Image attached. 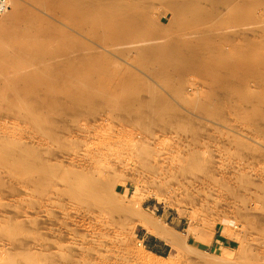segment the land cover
I'll return each instance as SVG.
<instances>
[{
  "label": "rangeland",
  "instance_id": "1",
  "mask_svg": "<svg viewBox=\"0 0 264 264\" xmlns=\"http://www.w3.org/2000/svg\"><path fill=\"white\" fill-rule=\"evenodd\" d=\"M106 1L110 2V0ZM128 1L132 0H126V2ZM144 1L143 5L150 6L148 13L151 14V21L155 19L152 22L149 20V23L160 27V37L158 34L152 33L153 37L145 36L147 41L139 44L133 43L134 45H101L99 42L92 41L90 35L86 36L88 33L83 34V37L74 32L73 27L67 24V21L72 19L70 18L72 15L77 17L76 12L70 10L72 14L69 10V13L64 10V13L62 11L60 13L58 9V12L54 14L41 9L32 0H10V7L6 15L0 16V38L4 29H12V25H14V21L10 19L16 12L14 8L16 3L21 6L19 11L31 10L36 15L42 16L47 21L48 27L56 28L57 35L62 36L65 33L81 36L80 39L74 36L78 41L74 40L75 43L70 40L69 42L68 40H66L67 42L63 41L68 46L70 45V48H65L66 45L61 43L63 45H60L59 50L68 51L72 58L84 53L89 57L95 55L96 58L93 57V61L100 63V69L105 71V74L100 73L101 80L100 78L98 80H100L101 87L97 86L96 90L99 93L109 90L110 93L109 91L108 93L113 96L111 97L107 93L110 97L107 98L108 102L105 99H102L104 101L101 102L99 99L97 103L93 102L92 104V101L86 97L87 93L78 91L77 93H75L76 91L68 93V90L60 89L63 101L53 108H46V106L41 107L40 102L47 101L49 94L46 97L47 92L43 93L44 88L35 82L36 86L34 85L33 91L36 93L37 90L40 93L39 90L42 89L41 96H37L38 93H36L27 99H32V103L28 101L34 109L31 108V110L36 111L31 112H38L37 117L44 122L39 120L37 123L27 112L22 110L9 112L0 105V151H4L5 148V155L2 151L0 154L8 158L12 154L13 156L10 157L12 159H9L13 163L16 162L14 158H18L16 155H19L15 151L22 152V155L28 153L31 155L29 158L30 155L27 154L29 159L27 157L25 159L28 161L32 160V163L36 164L41 158L44 160L40 161L41 163L46 161L47 163L44 164L57 165L60 168L59 172L69 170V168L70 170L73 168L74 170L80 169L79 171L87 170L90 163V166H98L97 171L94 166L93 168L89 166L90 171L87 172L96 171L94 172L96 177L100 178L101 176L100 179L103 180H106L107 177V181L112 180L110 183L115 188L113 189L115 199L113 198L112 202L108 201L109 206L106 204L108 202L102 208L95 206L101 213L107 205L104 213L99 214L93 205L90 204V208L89 205H86L87 203L80 205L81 202H78V205L76 202L73 204L74 200L70 201L68 195L63 196V194L65 195L64 186L59 181L53 184L46 181L40 188L36 185V181L41 175L38 171H29L27 176L15 169H13L15 172H9L0 163V264H10L11 262V264H264V86L262 87L264 75L261 73L259 63V60L264 56V48H259L264 47V0H253V2L252 0H236L240 1L239 5L244 2L240 7L235 0H192L194 4L191 2V5L194 7L190 5L191 0L187 2V5H185V0H178V3L176 0ZM163 1L165 3H162ZM174 1H176V6L183 8L184 16L176 14L175 3L174 6H171ZM117 2H123L121 3L122 7L128 8L127 10H131L132 5L136 4V0L132 1L133 4L129 3V7L124 0ZM165 4L166 6H164ZM220 4L222 6H219ZM183 5L188 8H184ZM203 6L204 10L206 9L204 15H202ZM200 7L201 11H199ZM241 7H245L241 12L245 18L243 22L235 25V22L233 24L230 21H233L235 16L240 13ZM237 8L240 9L237 10ZM208 9L211 10L208 11ZM197 11L201 13L199 14ZM235 11L236 14L233 13ZM195 13H197L196 16L201 15L202 18L201 16L200 20L199 16L195 18ZM230 18L231 20H229ZM77 19L79 20V17ZM196 19L198 20L196 21ZM221 21L223 24L218 26L217 24H221L219 23ZM33 22L38 23L36 20ZM156 23L158 25H155ZM41 25L44 23L41 22ZM161 27L169 29L165 30ZM141 29L140 34H147V32L145 33L146 28ZM211 31L213 33L206 34ZM36 35L39 37L42 36V33L37 31ZM172 36L174 39L175 37L180 38L178 40H181L180 44L182 42L181 49L183 47L182 51L187 54L191 53L189 49L192 51L197 46L199 47L206 37L224 38L222 40L223 50L232 55H237L240 49H246L244 52L248 50L252 54L253 45H255L252 59L256 61L253 60L255 64L252 61L253 64L244 65V73L235 74L234 79L228 77L229 83H235L233 84L235 90L229 88L230 91H227L228 88L221 89L219 85L215 86L217 89L212 90L210 85L213 81L221 84L218 83L221 78L219 71H215L211 77L207 78L201 77V74L194 70L186 71L179 77L182 83L180 86L177 85L178 77L171 76L170 79L164 77V80L161 81L152 74L157 70V72L164 70L160 65L162 63L159 60L156 61L155 58L160 54L157 46L159 45L161 49L165 47L162 49L163 53L166 49L169 51L168 48L171 44H179V41H174ZM149 38L154 39L149 40ZM159 38L164 45H167L164 46L160 43ZM199 39L201 42L198 41ZM78 43L83 44V47L86 46L87 50L85 47L84 50H80L82 52H79ZM152 43H156L153 47L157 48V51H146L147 55H150L149 53L155 55L150 58L144 55L142 50L152 46ZM73 44L76 48L73 47ZM146 44L148 46H145ZM50 48L51 46L46 47L45 56H47V52L49 54L48 49ZM257 48L259 49L257 50ZM0 49L3 50V47ZM10 50L15 54L21 52L20 50V52L17 50L15 52L12 49H7V51L5 49L6 52L0 51V62L2 61L3 64L12 62L9 55H13V53ZM140 50L142 51L140 56L144 55L143 58L138 55ZM167 50L166 52H168ZM256 50L260 54L256 53ZM262 51L263 54H261ZM32 53L34 54V51ZM32 53L20 54L22 59H28L25 62L28 61L27 66L30 67L20 68L21 71L19 68L9 65H6V68H1L9 74L3 72L5 78L11 79L12 76L23 72L26 74L27 70H29L30 77H33L37 67L43 69L41 67L50 63L65 62V58L63 59L62 56L44 61V59H37ZM186 56L188 57V55ZM61 60L62 62H60ZM144 60L148 61L147 65H144ZM175 63L172 65L175 68L181 64L180 61ZM256 63L258 67L255 66ZM149 65L151 68L154 66L153 70L148 67ZM117 67L121 69L117 70ZM247 67L250 69L248 73L251 72V75L247 73ZM109 68L110 71H108ZM127 69L138 77H142L140 85L147 88L150 84V88H153L141 93L142 95L144 93L145 96L142 97L146 102L154 101L157 107V102L161 99L159 101L161 107L157 108L164 111L165 106V111L171 110L170 117H166L167 115L157 117L159 120L157 119L155 122L139 120L142 114L140 111H135L138 110V106H132V109L131 105L126 107L129 98L124 96L119 87L121 80H127V76L122 78L126 75L124 73L127 72ZM119 70L123 75L119 76ZM258 70L263 77L260 76ZM14 72L16 73L13 74ZM244 74L247 75L246 78L251 79H245ZM114 75L117 76L114 77L116 81L113 79ZM104 76L109 78L105 77L104 80ZM32 77V81H35L36 76L34 79ZM142 79L149 84H144V82L142 84ZM239 79H242V82ZM68 82L72 86L75 80L69 79L67 84H63L65 85L63 88H69ZM116 83H119V87L116 86ZM236 83H239L240 86L237 87ZM106 85L110 88L107 86V89H104ZM114 87H118V89L116 88V90ZM236 87L239 90L244 88L242 94H240L241 91L237 92L239 90ZM60 90L54 91L55 95H60ZM216 91H220L219 95ZM73 99L75 102L80 101V104H82L81 102L83 104H78L76 107L72 103ZM218 104L222 106L221 108L217 106L216 109ZM201 105L204 107V111L211 107L212 112L209 110L211 113L206 110L210 117H208V113L207 117L206 113L201 114V116L204 114V117L200 116L197 111L200 110ZM218 109L221 113L218 112ZM258 110H261L262 114ZM163 118L165 120L161 121ZM40 123L42 126H39ZM9 149H12L10 154ZM97 149L102 152L98 153ZM87 154H90L91 157L94 156L97 161L94 157V160H91ZM25 155L21 156L20 154L19 158H24ZM88 159L89 161H87ZM34 164L33 167H37V164ZM17 172L19 173L17 174ZM109 172V177L102 178ZM100 173H103V176ZM108 190L107 194L111 193V189ZM116 209L118 210L115 211ZM109 210H111L110 213ZM135 211L142 212L145 216L158 222V225L176 234L180 240H183L181 242L184 243V248L176 249L150 234L143 222L139 220L140 218L132 215ZM118 215L119 217H117Z\"/></svg>",
  "mask_w": 264,
  "mask_h": 264
},
{
  "label": "bare ground",
  "instance_id": "2",
  "mask_svg": "<svg viewBox=\"0 0 264 264\" xmlns=\"http://www.w3.org/2000/svg\"><path fill=\"white\" fill-rule=\"evenodd\" d=\"M38 7H40L41 9H45V10H47V11H49V12H51V13H54V14H56L57 12H58V9L60 10V13H64V10L66 11V13L68 12V10H69V12H70V10H72V11H74V12H76V16L77 17H79V20L77 19V17H74L73 15H72V17H70V18H72V19H70V20H68L67 21V24H69V25H71L72 27H73V29L75 30L74 32H76L77 34H80V35H82L83 37H84V35L83 34H86V33H88L86 36H88V35H90L91 36V38L93 39L92 41H96V42H99L101 45H103V44H106V45H119L120 46V44H124V45H128V44H133V43H137V44H139L140 42H143V41H147L146 40V37L145 36H148V35H151L152 33H154V34H158L159 35V33L161 32V29H160V27H158V26H153L152 24L153 23H151L153 20H155V19H153L152 21H151V19H150V15H149V8H150V6L149 5H143L142 4V2H145L144 0H136V4L134 3L133 4V0L132 1H128V2H126V0H124V2L125 3H127L128 4V6L127 7H129V3H131L132 2V7H131V4H130V9L131 10H127L126 8H124V7H122V4L121 3H123V2H117L118 0H110V2L109 1H104V2H102L103 0H32ZM121 1V0H120ZM123 1V0H122ZM177 1V3H178V0H176ZM176 1H174L173 2V5H171V6H174V3L176 2ZM186 1V4L185 5H187V2L189 1V0H185ZM193 1H195V0H193ZM193 1L191 0L190 1V5H191V2L193 3ZM198 1V0H197ZM200 1V0H199ZM203 1V0H202ZM212 1V0H211ZM211 1H210V3H211ZM225 1V0H224ZM229 1V0H228ZM232 1V0H231ZM234 1V0H233ZM236 1V0H235ZM244 1V0H243ZM255 1V0H254ZM135 2V1H134ZM146 2H147V0H146ZM170 2V1H169ZM206 2V1H205ZM205 2H204V4H205ZM214 2V1H213ZM227 2V1H226ZM237 2V1H236ZM238 2H240V1H238ZM238 2H237V4H238ZM242 2V1H241ZM252 2H253V0H252ZM9 3H10V0H9ZM124 3V4H125ZM162 3H165V1H163ZM161 3V4H162ZM197 3V2H196ZM199 3V2H198ZM197 3V4H198ZM221 3V2H220ZM244 2H242L241 4H243ZM255 3V2H254ZM172 4V3H171ZM184 4V3H183ZM194 4V3H193ZM199 4H201V3H199ZM207 4H209V3H207ZM221 4H223V2L221 3ZM219 5V6H222V5ZM225 4V3H224ZM239 5L238 7H240V6H242V5ZM168 5H169V3H168ZM213 5V4H212ZM248 5V4H247ZM255 5H257V4H255ZM164 6H166V4L164 5ZM178 6V5H177ZM176 6V3H175V8H177L176 9V14L179 16V15H181V16H184L185 15V13H184V15L182 14L184 11H183V8L181 7V6H178L177 7ZM205 7H206V5H204ZM204 6H203V10H202V15H204V14H206V9L204 10ZM231 6V5H230ZM26 7V6H25ZM183 7H184V5H183ZM191 7H194V5L192 6L191 5ZM214 7V6H213ZM225 7V6H224ZM16 10V12H15V14L11 17V19L10 20H12V21H14L13 22V24L14 25H12L11 27H12V29L10 28L9 30H5L4 29V31L2 32V37L0 38V45H2L1 47H3V50L2 49H0V51L2 50V51H4L5 49H6V51H7V49H12V50H15V52H16V50L18 51V52H20L19 54L17 53V54H15V53H13L11 50V52L13 53V55L12 54H10L9 55V58H10V61H12L11 63H8V64H3L2 63V61L0 62V70H1V68H4L6 65H9V66H12L13 68H19V70H20V68H25V67H28L27 66V63H28V61L27 62H25L26 60H28V59H26V60H24V59H22V57L20 56V54L21 53H27V52H30V53H32L33 51H34V54H35V56H36V58L37 59H44V61H45V59H48V61H49V59L50 60H53V59H55V58H58L59 56H62L63 57V59L65 58V62H62V60L60 61V62H62V63H48V61H46L49 65H42L43 67H41V68H43V69H38V67H37V70H36V72L33 70H31L32 72H35V73H33L32 75H33V79H34V76H36V79H35V81H32V79H31V77H30V74H28L29 73V70H27L28 71V73L27 72H25L26 74H24V72L22 73V74H18V75H15L14 77L12 76V78L11 79H6L5 78V74H3V72H7L5 69L4 70H1V72H0V77L2 76H4L3 78H0V80H1V82H0V105L3 107V108H5V109H7V111H24V112H27V114L28 115H30L31 117H32V119H35L36 121H37V123H39V117H37V113H33V112H36V111H33L34 109L32 108V105H31V103H32V99L31 100H29V98L27 99V97H32V96H34V94H36V93H38V91L36 90V93H35V91H33V89H34V87L36 86L35 85V82H36V84H37V82L39 83V86H41V87H43L44 88V92L43 93H46L47 92V94H45L46 95V97L48 96V94H49V99L47 100V101H42V102H40V104H41V107H45L46 106V108H53L55 105H58L59 103H61V101H63V97L61 96V90L60 89H63V91L64 90H68V93L69 92H74V91H76L75 93H77V91L79 92V93H87V98L88 99H90V101H92L91 103L93 104V102L95 103H97L98 102V100L99 99H101V102H103L104 100H102V99H105V100H107V98H110V97H108L110 94V91H109V93H108V91L107 90H104V93H99V92H97V90H96V88H97V86H98V88H99V86H100V84H99V82H100V80H101V78H100V73H104L105 71H103L102 69H100V63H97V62H95V61H93V57L95 56H91V57H89V56H87V55H77V56H73V58L71 57V56H69V54L70 53H68V51H64V50H59V47L61 48V46L64 44V45H66V46H64L65 48L66 47H69L67 44H65V42H63V41H66V40H68V42H69V40L70 41H74V40H76V42H78L77 41V39H75L74 38V36L75 37H79V39H80V37L81 36H78V35H68V34H63V32H62V36H59V35H57V33L58 32H56V28L55 29H53V27H48L47 26V24H46V22L47 21H45V19L42 17V16H39V15H36L34 12H32L31 10H29V11H27V10H22V12L21 11H19V9L21 8V6H20V4L19 3H16V6L14 7ZM173 8V7H172ZM172 8H170V9H172ZM184 8H188V7H184ZM245 8V7H244ZM243 7H241V11L239 10V14H237L236 16H235V18L233 19V21H230L231 23L233 22V24H235V25H237V24H239V23H241V21L243 22L244 21V15L241 13L242 12V9H244ZM28 9V8H27ZM200 9V10H199ZM198 10L199 11H201V7L199 8ZM238 9H240V8H237V10ZM211 10V9H210ZM209 9H208V11H210ZM236 10V9H235ZM62 11V12H61ZM203 11H205V13H203ZM244 11V10H243ZM68 12V13H69ZM198 12V11H197ZM214 12V11H213ZM212 12V13H213ZM245 12V11H244ZM243 12V13H244ZM6 13L7 12H5L3 15H1V16H4V15H6ZM70 13H72V12H70ZM173 13V12H172ZM189 13V12H188ZM192 13V12H191ZM199 14L201 13V12H198ZM210 13V12H209ZM208 13V15H210ZM233 13H235L236 14V11L235 12H233ZM73 14V13H72ZM196 14L197 13H195L194 15H195V18L197 17L198 18V16H196ZM214 14V13H213ZM213 14H211V15H213ZM216 14V13H215ZM58 15V14H57ZM63 15V14H62ZM174 15H175V12H174ZM173 15V16H174ZM177 15H176V17H177ZM65 16H68V15H65ZM191 16V15H190ZM193 16V15H192ZM191 16V17H192ZM201 16V15H200ZM200 16H199V20H200ZM231 16V15H230ZM248 15H246V17H247ZM69 17V16H68ZM187 17V16H186ZM190 17V18H191ZM180 18V17H179ZM201 18H202V16H201ZM206 18H208L209 19V17L208 16H206ZM211 18V17H210ZM232 18V17H231ZM231 18L229 19V20H231ZM248 18V17H247ZM175 19H177V18H175ZM183 19V18H182ZM204 19V18H203ZM202 19V20H203ZM208 19H206V20H208ZM212 19V18H211ZM213 19H214V17H213ZM225 19V18H224ZM224 19H223V21H224ZM36 20V22L38 21V23L37 24H35L33 21H35ZM66 20V19H65ZM149 20L151 21L150 23H149ZM163 20V19H162ZM190 20H192V18L190 19ZM195 20V19H194ZM198 19H196V21H197ZM201 20V21H202ZM210 20V19H209ZM209 20H208V22H209ZM229 20H228V22H229ZM5 21V20H4ZM12 21H9L10 23L12 22ZM156 21H159V20H156ZM155 21V22H156ZM171 21V20H170ZM201 21H199V23H201ZM226 21V20H225ZM41 22L42 23H44V25H41ZM154 22V23H155ZM172 22V21H171ZM175 22H178V21H175ZM181 22V21H180ZM188 22H191V21H189L188 20ZM204 22V21H203ZM207 22V21H206ZM227 22V23H228ZM235 22V23H234ZM1 23V22H0ZM163 23V22H162ZM192 24H193V22H191ZM194 23H195V21H194ZM219 23H221V24H217L218 26L219 25H222L223 24V22L221 21V22H219ZM173 24V23H172ZM177 24V23H176ZM189 24V23H188ZM192 24H191V26H192ZM203 24H205V22L203 23ZM202 24V25H203ZM207 24V23H206ZM6 25V24H5ZM147 25V26H146ZM155 25H158V23H156ZM159 25H161V24H159ZM201 25V26H202ZM216 25V26H217ZM225 25H226V23H225ZM8 26H9V23H8ZM50 26H52V25H50ZM179 26V25H178ZM184 26V25H183ZM186 26V25H185ZM146 28L145 30V33L147 32V34H144V35H142V34H140V29L141 28ZM179 27H181V26H179ZM190 27V26H189ZM194 27V26H193ZM197 27V26H196ZM213 27V26H212ZM162 28V27H161ZM166 28V27H165ZM165 28H162V29H165ZM183 28H186V27H183ZM1 29V28H0ZM167 29H169V28H167ZM167 29H165V30H167ZM173 29V28H172ZM177 29H178V27H177ZM181 30H182V28H180ZM194 29V28H193ZM141 30H143V29H141ZM185 30V29H184ZM209 30H210V28H209ZM212 30V29H211ZM37 31L38 32H41L42 33V36H37L36 34H37ZM59 31V30H58ZM172 31V30H171ZM1 32V31H0ZM36 32V33H35ZM164 32V31H163ZM185 32V31H184ZM200 32H206V31H200ZM61 33V32H60ZM75 33V34H76ZM167 33V32H166ZM210 34V33H213L212 31L211 32H207L206 34ZM162 34V33H161ZM164 34V33H163ZM171 34V33H170ZM201 35V34H200ZM203 35H204V33H203ZM155 36V35H154ZM175 36V35H174ZM174 36H172L173 38V40L174 41H177L178 39H180V38H177V37H175V39H174ZM205 36H207V35H205ZM210 36V35H209ZM151 37H153L152 35H151ZM159 37H160V35H159ZM212 37L214 38V36L212 35ZM88 38V37H87ZM148 38V37H147ZM157 38V37H156ZM164 38V37H163ZM165 38H167L166 36H165ZM200 38V37H199ZM202 38V37H201ZM211 39V37H206L205 39H203V43H201V45H199V47L197 46L196 48H195V50H190L189 49V51L191 52L190 54H187V53H184V51H182V49H183V47H182V49H181V44H182V42H181V44H180V41H179V44L177 45V44H171V39H169L171 42H169V41H167V42H169L171 45L169 46V51L168 52H166V50H164L165 52L163 53L162 52V49H164L165 47H162V49H161V47H159V45L157 46V50H158V52L160 53L159 54V56L157 57H155L156 58V61L157 60H159L160 61V63H162V64H160L163 68H164V70L163 71H161L160 72V70H159V72H157V71H155V72H152V74L156 77V78H158V79H161V81L162 80H164V77L165 78H176V77H178V83H177V85L178 86H180L182 83L180 82V78L179 77H181L182 75H184V73H186V71H191V70H194V72L196 71L198 74H201L200 76L202 77V76H205L206 78L207 77H211L212 75H213V73L215 72V71H219V72H221V76H219V77H221L220 79H219V81H218V83L220 82L221 84H217V82H215V81H213V83L210 85L211 86V88H212V90H215V89H217L216 87H218V86H216V85H219V88H221V89H226V88H228L227 89V91H230V89L232 88H235V86L233 85V84H235V83H229L228 82V77L230 78V77H232V79H234L233 78V76L236 74H241V73H244V65H247L248 66V64H250V63H252V61L254 60V59H252V57H253V52H254V47H256L255 45H251V47H253V49L252 48H249V49H252L253 50V52H252V54L250 53V52H248V50H247V52H244V50H246V49H244V50H242V49H240V51H238V54L237 55H232V54H229V53H227V52H225L224 50H223V44H222V40H224V38H221V37H218L217 39H216V37H215V39ZM89 39V38H88ZM152 39H154V38H152ZM152 39H150L149 38V40H152ZM162 39V38H161ZM160 40V38L158 39V41ZM214 40V41H213ZM154 41V40H153ZM157 41V40H156ZM161 41V40H160ZM159 41V42H160ZM177 41V42H178ZM198 41H200V39L198 40ZM67 42V41H66ZM149 42V41H148ZM152 42V41H151ZM166 42V41H165ZM177 42H175V43H177ZM201 42V41H200ZM61 43H63V44H61ZM74 43H75V41H74ZM160 43H162V41L160 42ZM215 43V44H214ZM149 44V43H148ZM148 44H146L145 46H148ZM153 44V45H152ZM151 45L152 46H148V47H145V48H143V50L142 51H144V55H147L148 53H146V51H148V52H153V51H157L153 46L156 44H154V43H152ZM163 44V43H162ZM197 44H198V42H197ZM263 44V43H262ZM61 45V46H60ZM134 45V44H133ZM164 45V44H163ZM167 44H165L164 46H166ZM48 46V48H49V46H51V48L50 49H48V51H49V54H48V52L46 53L47 54V56H45V50H46V47ZM72 46V45H71ZM76 46H77V44H76ZM105 46V45H104ZM142 46H144L143 44H142ZM142 46H141V48H142ZM162 46V45H161ZM196 46V45H195ZM248 46V45H247ZM263 46V45H262ZM0 47V48H1ZM53 47V48H52ZM73 47L74 48H76L75 47V45L73 44ZM72 47V48H73ZM86 47V46H85ZM85 47H83V44H81V43H78V46H77V49L79 50V52H82V51H80V50H84L85 49ZM103 47V46H102ZM140 47V46H139ZM156 47V46H155ZM258 47V46H257ZM65 48H62V49H65ZM70 48V47H69ZM105 48V47H104ZM185 48V47H184ZM193 48V47H192ZM259 48H264V47H259ZM259 48H257V50L259 49ZM91 49V48H90ZM89 49V50H90ZM128 49V48H127ZM261 49H260V51H261ZM20 50V51H19ZM52 50V51H51ZM86 50H87V47H86ZM85 50V51H86ZM123 50V49H122ZM137 50V49H136ZM185 50H186V48H185ZM242 50V51H241ZM257 50H256V53H258V54H260L259 52H257ZM1 51V52H2ZM6 51H4V52H6ZM35 51H37V52H35ZM73 51V50H72ZM91 51V50H90ZM93 51V50H92ZM124 51V50H123ZM130 51V50H129ZM142 51L140 50L139 52H138V55H139V57L140 58H143V56L144 55H142V56H140L141 54H142ZM187 51V50H186ZM9 52V50L7 51V53ZM74 52H76L75 50H74ZM121 52V51H120ZM137 52V51H136ZM157 52V53H158ZM128 53V52H127ZM126 53V54H127ZM189 53V52H188ZM255 53V52H254ZM3 54H5V53H3ZM33 54V53H32ZM32 54H30V55H32ZM34 54H33V56H34ZM150 55H147V56H149L150 58H152V57H154L151 53H149ZM156 54V53H155ZM261 54H263V51L261 52ZM71 55V54H70ZM93 55V54H92ZM98 55V54H97ZM158 55V54H157ZM186 55H188V57L186 56ZM255 55V54H254ZM8 56V55H7ZM34 56V57H35ZM103 56V55H102ZM234 56H236V57H234ZM259 56V55H258ZM2 57H3V55H2ZM26 57V56H25ZM29 57V56H28ZM146 57V56H145ZM145 57H144V59H145ZM260 57H261V55H260ZM27 58V57H26ZM29 58H31V56L29 57ZM96 57H94V59H95ZM139 58V59H140ZM147 58V57H146ZM32 59H33V57H32ZM98 59V58H97ZM138 59V60H139ZM176 59H178L179 61H180V66H178L177 68H175L174 66H172L173 65V63L174 62H179V61H177ZM1 60V59H0ZM35 60V59H34ZM148 60V59H147ZM258 60V59H257ZM31 61V60H30ZM43 61V62H44ZM109 61V60H108ZM145 61V60H144ZM150 61V60H149ZM153 61V60H152ZM254 61H256V60H254ZM254 61H253V63H254ZM40 62H42V61H40ZM99 62V61H98ZM104 62V61H103ZM136 62V61H135ZM148 62V61H147ZM147 62L145 61V63H144V65H147ZM31 64L33 63V62H30ZM150 63H151V61H150ZM175 63V64H176ZM252 63V64H253ZM259 63H260V69H261V73L264 75V56L261 58V60H259ZM37 64H38V62H37ZM42 64V63H41ZM151 64H153V63H151ZM156 64V63H155ZM158 64V63H157ZM174 64V65H175ZM255 64V63H254ZM104 65H105V63H104ZM103 65V66H104ZM108 65V64H107ZM142 66H143V64H141ZM179 65V64H178ZM32 66V65H31ZM39 66V65H38ZM152 66V65H151ZM177 66V65H176ZM254 66V65H253ZM252 66V67H253ZM255 66H257V63H256V65ZM30 67V66H29ZM78 67H80V68H78ZM82 67V68H81ZM149 68H151L150 67V65L148 66ZM154 67V66H153ZM153 67L151 68V70H153ZM246 67V66H245ZM258 67V66H257ZM6 68V67H5ZM9 68V67H8ZM113 68V67H112ZM120 68V67H119ZM118 67H117V70L119 69ZM250 68V67H249ZM256 68V67H255ZM33 69H34V67H33ZM121 69V68H120ZM157 69H159V68H157ZM253 69H254V67H253ZM256 69H258V68H256ZM259 69V70H260ZM10 70V69H9ZM22 70V69H21ZM20 70V71H21ZM111 69L109 68V70L108 71H110ZM124 70V69H123ZM147 70V69H146ZM161 70H162V68H161ZM248 70L250 71V69H248V67H247V73H248ZM251 70H252V68H251ZM258 70V71H259ZM15 71V70H14ZM24 71V70H23ZM120 71V70H119ZM246 71V70H245ZM257 71V72H258ZM13 72V71H12ZM17 72V71H16ZM16 72H14L13 74H15ZM19 72V71H18ZM114 72V71H113ZM193 72V71H192ZM193 72V73H194ZM253 72H255V71H253ZM10 73V72H9ZM21 73V72H20ZM31 73V72H30ZM108 73V72H107ZM106 73V74H107ZM112 73V72H111ZM116 73V72H115ZM150 73V72H149ZM188 73V72H187ZM190 73V72H189ZM259 73H260V71H259ZM261 73H260V76L261 77H263L262 75H261ZM6 74H8V72L6 73ZM105 74V73H104ZM120 74H122L121 73V71H120V73H119V76H120ZM126 74V75H125ZM248 74H250L251 75V72L250 73H248ZM256 74V73H255ZM9 75V74H8ZM7 75V77H10V76H8ZM118 75V74H117ZM123 75V74H122ZM124 75L125 76H122V78L123 77H125L126 78V76H127V80H121L120 81V87H121V89H120V87H119V83L117 84L116 83V86L118 85V87H119V90H121V92L124 94V96H127L128 98H129V100H128V102L126 103V107L128 108L130 105H131V109L133 108V107H137L138 106V110H135V111H140V113L142 114V116L140 117V119L139 120H144V121H152V122H155V121H157V117H163V116H165V115H167L166 117H170L171 115H170V111L171 110H169V111H165V106H164V111H162L161 109H159V108H157V107H161V104H160V102L159 101H161V99L157 102V107L155 106L156 105V102H155V104H154V101H152V102H149V101H147L146 102V100H145V98L144 97H142V96H145L144 95V93H145V91L147 92V91H150V84L148 85L147 84V82L145 83V81H143V79H142V84H143V82H144V84H147L148 86H147V88L146 87H144V86H142V85H140V78H142V77H138V75H136V74H134V72L132 73V71L130 72V70H128L127 69V72H125L124 73ZM153 75H151L152 77H153ZM250 75H249V78H250ZM258 75V74H257ZM17 76V77H16ZM116 75H114L113 76V79H114V77H115ZM167 76V77H166ZM172 76V77H171ZM239 76V75H238ZM244 76H245V74H244ZM247 76V75H246ZM246 76H245V79H248V77L246 78ZM95 77V78H94ZM105 77H107V78H109L108 76H104V80L106 79ZM117 77V76H116ZM200 77V78H201ZM204 77V78H205ZM242 77V76H241ZM253 77V76H252ZM257 77V76H256ZM100 78V80H98ZM112 78V77H111ZM151 78V77H150ZM205 78V79H206ZM239 78H240V76H239ZM69 79H73V80H75V82H74V84L71 86L70 85V82H68L69 84H68V86H69V88L67 87L66 89L65 88H63L65 85H63V84H65ZM120 79V78H119ZM168 79V81H170ZM217 80H218V78H216ZM242 79H243V77H242ZM241 79V80H242ZM251 79V78H250ZM250 79H248V80H250ZM261 79V78H260ZM115 80V79H114ZM216 80V81H217ZM240 80V79H239ZM240 80V81H241ZM256 80H257V78H256ZM258 80H259V78H258ZM262 80H263V78H262ZM102 81H103V78H102ZM109 81H110V79H109ZM108 81V82H109ZM116 81V80H115ZM174 82H176L175 80H173ZM104 82V81H103ZM242 82V81H241ZM259 82H260V80H259ZM262 82V81H261ZM110 83H111V81H110ZM67 84V83H66ZM109 84V83H108ZM236 84H238V86L237 87H239L240 85H239V83H236ZM262 84V83H261ZM35 85V86H34ZM176 85V84H175ZM102 86H103V83H102ZM108 85H106L105 87H104V89L107 87ZM112 86V85H111ZM216 86V87H215ZM242 86V85H241ZM244 86V85H243ZM264 85H262V87H263ZM101 87V86H100ZM109 88H110V86H108ZM118 87H116L117 89H118ZM236 87V89H238L239 90V88H237ZM38 88H40V87H38ZM97 88V89H98ZM108 88V89H109ZM115 88V87H114ZM113 88V89H114ZM115 88V89H116ZM150 88V89H149ZM174 88V87H173ZM176 88H178V87H176ZM218 88V89H219ZM230 88V89H229ZM242 88V87H241ZM240 88V89H241ZM37 89V88H36ZM58 89L60 90L59 92H60V95L59 94H56L55 95V92L54 91H58ZM107 89V88H106ZM116 89V90H117ZM153 89V88H152ZM151 89V90H152ZM179 89V88H178ZM177 89V90H178ZM221 89H220V91H221ZM242 89H244V88H242ZM239 90V91H237V92H240V94H242V92H243V90ZM41 90L42 89H40L39 90V92L40 93H38L37 94V96H41ZM100 90H102V89H100ZM173 90V89H172ZM207 90H208V88H207ZM233 90H235V89H233ZM63 91H62V93H63ZM105 91H107L106 92V94H105ZM113 91V90H112ZM179 91V90H178ZM177 91V92H178ZM220 91H216L217 92V94L219 95V93L218 92H220ZM223 92H224V90H222ZM101 92H103V90L101 91ZM142 92H144L143 93V95L141 94ZM212 92H214V91H212ZM211 92V93H212ZM78 93V94H79ZM107 93L109 94V95H107ZM117 93V92H116ZM207 93V92H206ZM259 93V92H258ZM64 94V93H63ZM74 94V93H73ZM123 94H122V96H123ZM216 94V93H215ZM222 94V93H221ZM86 95V94H85ZM113 95V94H112ZM121 95V94H120ZM208 95H209V93H208ZM111 96V95H110ZM210 96V95H209ZM214 96V95H213ZM70 97H71V95H70ZM80 97V96H79ZM82 97V96H81ZM111 97H113V96H111ZM242 97V96H241ZM11 98V99H10ZM65 98V97H64ZM72 98V97H71ZM200 98V97H199ZM218 98H219V96H218ZM83 99V98H82ZM124 99V98H123ZM126 99V98H125ZM162 99H164V98H162ZM210 99V98H209ZM31 101V103L29 102V101ZM112 100V99H111ZM165 100V99H164ZM203 100V99H202ZM221 100H223V99H221ZM67 100L65 99V102H66ZM69 101V100H68ZM71 101V100H70ZM109 100H107V102H108ZM213 101V100H212ZM220 101V100H219ZM126 102V101H125ZM163 102V101H162ZM187 102V101H186ZM191 102V101H190ZM197 102V101H196ZM199 102H201V101H199ZM203 102V101H202ZM201 102V103H202ZM216 102H218V100H216ZM72 103H73V105H78V104H80V101L79 102H75V99H73L72 100ZM82 104H83V102H81ZM105 103H106V101H105ZM122 103L124 104V102L122 101ZM193 104H194V102H192ZM204 103V102H203ZM210 103V102H209ZM219 103V102H218ZM82 104H80V105H82ZM100 104H102V103H100ZM190 104V103H189ZM188 104V105H189ZM206 104V103H205ZM212 104V103H211ZM217 104V103H216ZM220 104V103H219ZM219 104L218 105H216V109H217V106H219ZM104 105H106V104H104ZM160 105V106H159ZM163 105H164V103H163ZM191 105V104H190ZM194 105H196V103L194 104ZM198 106L200 105V104H197ZM209 105V104H208ZM215 105V104H214ZM213 105V106H214ZM0 106V107H1ZM99 106V105H98ZM133 106V107H132ZM203 106H205V105H203ZM221 106L222 105H220L219 106V108H221ZM34 107V106H33ZM77 107V106H76ZM94 107H96L95 105H94ZM103 107V106H102ZM205 107H207V106H205ZM215 107V106H214ZM31 108L33 109V110H31ZM35 108V107H34ZM127 108H125V109H127ZM195 108H196V106H195ZM203 108L204 107H202V105H201V107H199V111H197V112H199V114H200V116H201V114L202 113H206V117L208 116L207 115V113L209 112V113H211L212 111L210 110L211 109V107H209V109H207L206 108V110L208 111V112H206V110L204 111L203 110ZM264 108V107H263ZM36 109H38V108H36ZM35 109V110H36ZM135 109V108H134ZM140 109V110H139ZM198 109V108H197ZM214 109V108H213ZM215 109V110H216ZM129 110H130V108H129ZM211 112H210V111ZM214 110V111H215ZM222 110V109H221ZM31 111H33V112H31ZM213 111V112H214ZM259 111V110H258ZM261 111V110H260ZM260 111H259V113H260ZM218 112L219 113H221L220 111H219V109H218ZM262 112V111H261ZM30 113V114H29ZM208 113V114H209ZM216 113V112H215ZM215 113H212V114H215ZM197 114V113H196ZM212 114H211V117H212ZM260 114H262V113H260ZM204 115V114H203ZM202 115V116H203ZM218 115H220V114H218ZM201 116V117H202ZM260 116V115H259ZM166 117H164V118H166ZM204 117V116H203ZM208 117H210V114H209V116ZM216 117H217V115H216ZM162 119L161 121H163V120H165V119ZM159 120V119H158ZM41 121V120H40ZM43 122H44V120H42ZM41 121V122H42ZM39 126H42V124L40 123L39 124ZM1 145V144H0ZM2 145H3V143H2ZM5 145V144H4ZM1 147V146H0ZM12 147V146H11ZM10 147V148H11ZM16 147V146H15ZM18 148V147H17ZM17 148H15V149H17ZM11 150V151H10ZM14 150V149H13ZM2 151V150H1ZM0 151V152H1ZM3 152V154H4V152H5V148H4V151H2ZM12 152V149H9V154ZM14 152V151H13ZM15 152H17V153H19V155H16L17 153H14L16 156H18V158L16 159V158H14L15 159V161L16 162H11V160L10 159H12V158H10L11 157V155H10V159L7 157V156H4V155H1L2 157L0 158L1 160H0V163H1V166H3V168H5V169H7V171L9 170V172H13L14 170L13 169H15L16 171H19V172H21L22 174H24V175H29V171L30 172H32V171H38L39 173H41V175L39 176V179L36 181V185H38L37 187H40V188H42V184L44 183V182H46V181H48L50 184H53V183H56L57 181H59L60 183H62V185L64 186V190H65V195L62 193V192H60V193H62L63 194V196H67L68 195V197H70V198H68V199H70V201H72V200H74V203L73 204H75L76 202H77V204L79 205V203H80V205L82 204V203H84V204H86V205H89L90 206V204L91 205H93V207H97V208H99V207H103L104 206V204L106 203V202H112L111 200H114L115 198H114V196H113V189H115L114 188V186L113 185H111V181L109 180V182L107 181L108 179H107V177H106V180H103V179H100L101 178V176H100V178L98 177H96L97 175H95V173L94 172H96L97 171V167L98 166H94L95 168L94 169H96V171H92V172H87V171H90V167H92L93 168V166H90V163H89V166H88V168L89 169H85L86 170V172H84L85 170L84 169H82L81 171H79L80 169H78V170H74V168H73V170H70V168H69V170L67 169V170H65V171H58V169H60L57 165H53V164H44V163H41L40 161H44V160H42L41 158H39L38 159V157L36 158V160L38 159V161H39V163H36L37 164V167H33V164L34 163H32V160H29L28 161V159L31 157V155L30 154H28V153H26V155L23 153V155H25V157L24 158H19V156H20V154H21V156H23L22 155V152H18V151H15ZM97 152L99 153V152H102L100 149H97ZM98 153L97 154H95L96 155V157H97V155H98ZM27 154L28 155H30L29 156V158L27 157ZM100 154H102V153H100ZM99 154V155H100ZM86 155V154H85ZM84 155V156H85ZM90 156L91 157V155L90 154H87V156ZM13 156V155H12ZM20 156V157H21ZM86 156V157H87ZM28 158V159H25V158ZM86 157H85V159H84V161L86 160ZM93 157L94 156H92L91 157V160L93 159ZM89 158V157H88ZM41 159V160H40ZM94 159H95V157H94ZM93 159V160H94ZM96 161H97V159H95ZM100 160V159H99ZM87 161H89V159L87 160ZM34 162H35V160H34ZM95 162V161H94ZM47 163V162H46ZM85 163V162H84ZM36 164H34V165H36ZM39 165V166H38ZM95 165H97L96 163H95ZM99 165V164H98ZM87 166L85 165V168H86ZM101 167H103L102 165H101ZM65 168V167H64ZM93 169V170H94ZM100 169V167L98 168V170ZM64 170V169H63ZM104 170V169H103ZM102 170V171H103ZM15 172V171H14ZM19 172H17V174L19 173ZM101 172V171H100ZM20 173V174H21ZM97 173H99V172H97ZM19 174V175H20ZM101 174V173H100ZM103 174V173H102ZM101 174V175H102ZM108 174H110V172L109 173H107L106 175H102L103 177L102 178H104L105 179V176H108ZM10 175V174H9ZM114 175V174H113ZM111 176V175H110ZM24 177V176H23ZM109 177V176H108ZM17 178V177H16ZM22 178V177H21ZM17 180V179H16ZM129 180H131V179H129ZM49 183H47L48 185H49ZM115 183V182H114ZM44 185V184H43ZM39 188V189H40ZM111 189L110 191H111V193H108L107 194V190L108 189ZM62 191H63V189H61ZM42 191V190H41ZM109 191V190H108ZM61 194V195H62ZM109 194H111V195H109ZM66 198V197H65ZM66 198V199H67ZM114 198V199H113ZM69 201V200H68ZM79 202V203H78ZM109 202L108 203H106V204H108V206H109ZM130 202V201H129ZM69 203H71V202H69ZM118 203V202H117ZM72 204V203H71ZM111 204V203H110ZM112 204H114V203H112ZM111 204V205H112ZM116 204V203H115ZM119 204V203H118ZM117 204V205H118ZM123 203H122V200H121V205H122ZM135 204V203H134ZM143 203L141 202V205H142ZM85 205V206H86ZM117 205H116V207H117ZM137 205V204H136ZM70 206V205H69ZM83 206V205H82ZM106 207L105 208H107V205H105ZM119 206H120V204H119ZM129 206V205H128ZM92 207V208H93ZM95 207V208H96ZM113 207V206H112ZM115 207V208H116ZM130 207V206H129ZM84 208V207H83ZM86 208H88L87 206H86ZM90 208H91V206H90ZM94 208V209H95ZM96 208V210H97V212L99 213V211L100 210H98ZM105 208H103V211L101 212V213H104V209ZM110 208V207H109ZM118 208V207H117ZM133 208V207H132ZM81 209V208H80ZM93 209V210H94ZM111 209V208H110ZM119 209V208H118ZM118 209H116L115 211H117ZM86 210V209H85ZM91 210V209H90ZM96 210H94V211H96ZM106 210V209H105ZM112 210V209H111ZM111 210H109V213L111 212ZM122 210V209H121ZM121 210H119L120 211V213H121ZM124 210V209H123ZM127 210H128V208H127ZM84 211V210H83ZM108 211V210H107ZM113 211V210H112ZM141 211V210H140ZM91 213H92V211H91ZM101 213H99V214H101ZM106 213V212H105ZM112 213H115V212H112ZM122 213H124V212H122ZM94 214V213H93ZM108 214V213H107ZM126 214V213H125ZM136 215V216H138L140 219V221H142L143 222V224L145 225V227L147 228V231L150 233V234H152L153 236H155V237H158L159 239H161V240H163L164 242H166V244L168 243V244H170L172 247H174V248H176V249H179V248H184V243H182L181 241H183V240H180L179 238H178V236L176 235V234H174L173 232H171L170 230H168V229H166L165 227H163V226H161V225H158L159 223L158 222H156V221H154V220H152L151 218H149V217H147V216H145L142 212H138V211H135L134 213H132V215ZM122 215V214H121ZM133 215V216H134ZM97 216H99V215H97ZM101 216V215H100ZM110 216V215H109ZM116 216V215H115ZM123 216V215H122ZM135 216V217H136ZM90 217V216H89ZM117 217H119V215L117 216ZM109 218V217H108ZM88 219V218H87ZM101 220V219H100ZM158 223V224H157ZM67 224V223H66ZM59 225V224H58ZM65 225V224H64ZM80 225V224H79ZM89 226V225H88ZM65 227V226H64ZM87 227V226H86ZM84 228V227H83ZM98 234V233H97ZM73 236V235H72ZM72 238V237H71ZM92 243V242H91ZM183 245V246H182ZM182 246V247H181ZM88 250V249H87ZM183 250V249H182ZM87 260H89V259H87ZM12 263V262H11ZM10 263V264H11ZM90 263V262H89Z\"/></svg>",
  "mask_w": 264,
  "mask_h": 264
},
{
  "label": "built area",
  "instance_id": "3",
  "mask_svg": "<svg viewBox=\"0 0 264 264\" xmlns=\"http://www.w3.org/2000/svg\"><path fill=\"white\" fill-rule=\"evenodd\" d=\"M9 7V0H0V16L7 12Z\"/></svg>",
  "mask_w": 264,
  "mask_h": 264
}]
</instances>
